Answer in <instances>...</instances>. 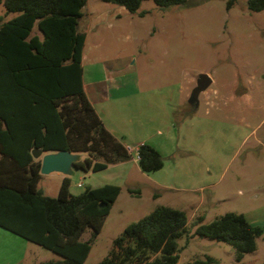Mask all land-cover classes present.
<instances>
[{
	"label": "rangeland",
	"instance_id": "374dc122",
	"mask_svg": "<svg viewBox=\"0 0 264 264\" xmlns=\"http://www.w3.org/2000/svg\"><path fill=\"white\" fill-rule=\"evenodd\" d=\"M81 12L82 78L94 109L133 156L136 140L143 139L163 159L151 172L127 160L96 171L73 167L68 174H41L37 188L48 196L57 194L64 176L72 194L103 184L120 187L99 232L91 238L87 227L80 236L91 238L83 264L102 259L126 225L159 205L188 217L189 234L177 238L176 264L207 256L215 259L212 264H264V8L251 11L246 0H186L165 7L140 0L130 12L86 0ZM14 15L0 0V23ZM201 73L211 83L193 107L188 96ZM118 79L121 88L109 91L110 82L120 85ZM229 211L262 229L256 248L240 260L229 244L194 234L191 225L198 215L207 223ZM58 258L0 228V264Z\"/></svg>",
	"mask_w": 264,
	"mask_h": 264
},
{
	"label": "trees",
	"instance_id": "16d2710c",
	"mask_svg": "<svg viewBox=\"0 0 264 264\" xmlns=\"http://www.w3.org/2000/svg\"><path fill=\"white\" fill-rule=\"evenodd\" d=\"M133 12L140 0H103ZM186 0H154L165 7ZM233 0H229L231 3ZM14 16L0 23V228L56 253L38 264H83L104 216L120 187L103 184L79 194L64 176L55 196L37 188L40 160L33 148L86 153L74 163L83 171L101 170L133 157L122 138L103 124L88 99L82 78L85 35L78 19L86 0H2ZM251 11L264 0H246ZM141 171L163 165L160 153L143 142L135 147ZM134 153V154H135ZM194 234L229 244L240 260L256 248L262 229L243 213L229 211L204 223L195 217ZM91 238L81 240L84 230ZM189 234L182 209L159 205L130 222L112 240L109 252L93 264H176L177 238ZM207 256L186 264H212Z\"/></svg>",
	"mask_w": 264,
	"mask_h": 264
},
{
	"label": "water",
	"instance_id": "95a60500",
	"mask_svg": "<svg viewBox=\"0 0 264 264\" xmlns=\"http://www.w3.org/2000/svg\"><path fill=\"white\" fill-rule=\"evenodd\" d=\"M211 83V78L207 73H201L197 76L195 86L192 88L188 102L196 107L198 104V95L205 90ZM32 155L40 160V173L46 174L53 171H58L63 174L71 172L75 167L74 163L79 160L80 155L77 152L67 150L44 151L41 148H33Z\"/></svg>",
	"mask_w": 264,
	"mask_h": 264
},
{
	"label": "crops",
	"instance_id": "0c3cea01",
	"mask_svg": "<svg viewBox=\"0 0 264 264\" xmlns=\"http://www.w3.org/2000/svg\"><path fill=\"white\" fill-rule=\"evenodd\" d=\"M82 57H83V55H82ZM82 77H83V76H82ZM118 82L120 83V85H119L117 82H110L109 85H108V87H107V89H109V91L112 90V92L117 91L118 89L121 88V83H123V82H122V79H118ZM83 86H84V90H85V93H86L88 99L90 100V102L92 103V105H93V107H94L93 100H92L91 96L89 95V93H88L87 90H86L84 80H83ZM179 92H180V93L183 92V87H180V88H179ZM183 97H184L183 99H185V98H186V95L183 96ZM95 111H96V110H95ZM97 114H98V113H97ZM102 121H103V119H102ZM103 124L105 125V127H106V128L112 133V134H114L115 136L118 137V135L116 134V130H115L114 128H109V127H111V126H107V125L105 124L104 121H103ZM122 140H123V142L125 143V145L127 146V148H128L129 150H131V148L129 147L128 142H127L124 138H122ZM136 141H137V142L134 144L135 147H136L138 144L143 143V139H139V140H136ZM79 155H82V157H85V156H86V153H79ZM129 160H133L134 162L137 163V157H136V155L134 154V156H133L132 158H130ZM126 161H127V160H126ZM123 162H124V161H123ZM119 163H122V162H119ZM119 163H116V164H119ZM110 165H115V164H110ZM110 165H108V166H110Z\"/></svg>",
	"mask_w": 264,
	"mask_h": 264
},
{
	"label": "built area",
	"instance_id": "2783aa9c",
	"mask_svg": "<svg viewBox=\"0 0 264 264\" xmlns=\"http://www.w3.org/2000/svg\"><path fill=\"white\" fill-rule=\"evenodd\" d=\"M136 157H137V154L135 153Z\"/></svg>",
	"mask_w": 264,
	"mask_h": 264
}]
</instances>
